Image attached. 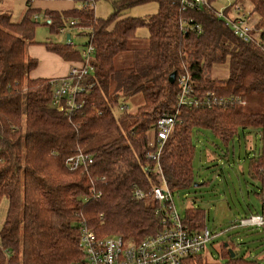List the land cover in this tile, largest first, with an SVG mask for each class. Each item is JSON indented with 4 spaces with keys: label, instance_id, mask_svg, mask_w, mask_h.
<instances>
[{
    "label": "trees",
    "instance_id": "obj_1",
    "mask_svg": "<svg viewBox=\"0 0 264 264\" xmlns=\"http://www.w3.org/2000/svg\"><path fill=\"white\" fill-rule=\"evenodd\" d=\"M147 1L151 0H114L108 18L97 17L90 5L47 12V23L54 31L66 17L82 22L90 32L85 45L94 47L95 85L84 95L83 109L73 115L54 105L52 78L30 76L39 62L27 50L38 43L31 10L19 22L10 12L0 11V205L7 203L0 228V264L81 260V219L100 237L140 241L156 233L161 226L157 202L135 199L133 193L137 187L149 190L160 183L149 168L156 161L148 152L150 132L158 129L161 118H173L159 163L172 191L193 184L194 129L208 130L227 147L237 136L245 134L246 139L249 130H259L260 151L249 158L248 169L253 179L264 183V8L260 0H248L255 6L251 14L242 6L250 23L263 27L261 33L252 32L250 40L240 38L226 24L225 16L235 15L233 6L226 7L221 17L213 4L182 11L179 0H154L159 8L152 15L125 14ZM191 19L202 31H183L189 27L184 22ZM140 27L148 28L149 36L133 46L140 41ZM45 46L75 63L82 60L85 49L69 43L46 42ZM130 51V63L116 67V58ZM221 64L227 66L226 75L211 71ZM173 72L176 78L171 82ZM183 76L195 84L184 104L180 102ZM137 94L143 103L130 112L127 100ZM79 149L93 156L87 172L66 167L65 160ZM92 188L102 194L94 196ZM204 217L203 209L190 207L185 221L200 230L206 226ZM222 247L225 262L199 261L205 258L199 253L183 264H263L237 253L232 257L229 243Z\"/></svg>",
    "mask_w": 264,
    "mask_h": 264
},
{
    "label": "rangeland",
    "instance_id": "obj_2",
    "mask_svg": "<svg viewBox=\"0 0 264 264\" xmlns=\"http://www.w3.org/2000/svg\"><path fill=\"white\" fill-rule=\"evenodd\" d=\"M113 1L95 0L93 5L95 15L99 18L110 17L113 13ZM46 2H51L60 11L68 10L69 8L65 9V7L70 5L76 9L82 7L79 0H0V11L11 12L13 20L19 22L29 10V5H32L31 8H34L40 17L38 20L34 19L36 21L34 39L38 42L35 46H43L46 42L69 43L82 51L89 40V30L83 27L82 22L76 26H71L72 17L65 18L66 34L59 32V28L63 25L58 28V31L51 30V25L47 23L46 16L44 17L45 10L39 8ZM236 2L242 3L250 14L255 8L253 3L248 0H212L211 4L219 11V14H222L226 7ZM158 8V2L151 0L135 5L126 10L125 14L146 17L156 13ZM30 10V16H32L34 10ZM231 14L232 12L229 13V16ZM81 19L83 18L81 17ZM197 24L195 27H200L198 32L202 31L201 26ZM193 25L194 22H191L190 26ZM181 29H183L182 25ZM68 34L71 35L70 40H67ZM137 36L140 41H134L133 46L145 42L149 36L148 28H138ZM35 51V57L41 62L40 67L48 68V59L45 56V51ZM132 59L133 53L131 51L119 55L116 58V67H125ZM226 68L225 64H221L211 71L219 75H226ZM209 74L211 75L212 73L209 72ZM127 101L130 105V112H134L143 103V97L141 94H137L128 98ZM117 111H120L119 108H117ZM192 133L196 147L193 157V184L173 190V201L178 214L183 219L184 217L186 218L188 208L203 209L206 213V218L204 217L205 222L203 219L202 223H205L206 227L215 234L211 243L202 251L205 258L197 260L202 262H225L227 255H225L224 251L221 253L222 245L229 243L232 249L233 247L235 248L233 250L238 256L250 260H258L264 264V228L236 224L243 217H249L252 214L261 212L263 207L262 196H259V194H262L263 184L260 180L253 179L248 169L249 158L257 156L260 151L261 138L259 130H249L247 132L248 138L246 139H244L245 134H241V137L237 136L228 147L217 140L208 130L194 129ZM150 134L149 138H152L153 131ZM102 136L106 137L104 133ZM6 210L7 203L3 201L0 205V228L4 223ZM235 224L236 226H234Z\"/></svg>",
    "mask_w": 264,
    "mask_h": 264
},
{
    "label": "built area",
    "instance_id": "obj_3",
    "mask_svg": "<svg viewBox=\"0 0 264 264\" xmlns=\"http://www.w3.org/2000/svg\"><path fill=\"white\" fill-rule=\"evenodd\" d=\"M94 1L82 0L81 4L93 6ZM260 2L264 8V0H260ZM179 6L182 11H198L204 7H211V0H179ZM230 6H233L234 16L227 17L224 12H221L222 14L217 12V15L226 17V24L233 29L236 35L244 40H250L252 32L261 33L262 28H256L250 23V18L242 3L236 2ZM39 18V15H34V19L38 20ZM45 19L49 20L50 18L46 16ZM191 22L194 21L191 19L186 22L185 24L189 27L183 30H199L200 27H195V22L193 26H190ZM76 24V20L70 21L71 26ZM66 28V25L61 26L59 32L66 34ZM93 51L92 44L86 45L82 60L74 63L66 75L51 80L54 105L59 110L66 111L68 115H73L74 112L83 109L84 95H87L95 85ZM181 79L184 87L180 102L184 104L187 102L186 95L194 89L195 84L184 76ZM203 100L204 97H201L200 101ZM124 107L128 108V105ZM172 123L173 118H161L158 121V129L153 131L155 137L152 136L149 140L152 150L148 152V157L156 161L155 166L149 168L152 172L157 173L156 177L159 178L160 183H154L149 190L137 187L133 193L135 199H152L157 202L155 213L160 217V229L140 241L123 236L100 237L85 220L81 219L78 230L82 259L73 264H183L189 256L202 253L213 240L215 234L206 226L195 230L178 214L173 201L174 192L165 181L162 166L159 164L162 144L171 131ZM92 163L93 156L81 149L77 154L71 155L65 160L66 167L71 171L84 169L87 172ZM92 192L94 196L102 194L95 188H92ZM261 196L263 201L261 212L241 218L236 223L237 225H253L264 228V183Z\"/></svg>",
    "mask_w": 264,
    "mask_h": 264
},
{
    "label": "crops",
    "instance_id": "obj_4",
    "mask_svg": "<svg viewBox=\"0 0 264 264\" xmlns=\"http://www.w3.org/2000/svg\"><path fill=\"white\" fill-rule=\"evenodd\" d=\"M29 6H30L29 9L34 10L33 15H32V17L34 19V15H38V14L35 12L34 8H31L32 5H29ZM70 6L65 7V9H68V8L69 9L63 10V11L72 10L71 8H73V6L72 5H70ZM39 8H43L45 10L44 17L45 16L49 17V15H47L48 14L47 12H62L59 9H57L56 6H54V4L52 5L51 2H46L45 4H43ZM27 50H28L29 56L32 58H37V57H35V54H36L35 50H42L43 52L45 51L44 52L45 56L48 59V68H41L40 67L41 62H38L37 67L35 69H33L30 73V76L32 78H40V77L41 78H55V77L64 76L69 72V69L72 66V64L75 63V60H66L63 57H61L60 55H58L52 51H49L45 45L35 46V44H31ZM255 180H258V179H255ZM259 196H261V195L259 194ZM184 219H185V217H184Z\"/></svg>",
    "mask_w": 264,
    "mask_h": 264
},
{
    "label": "water",
    "instance_id": "obj_5",
    "mask_svg": "<svg viewBox=\"0 0 264 264\" xmlns=\"http://www.w3.org/2000/svg\"><path fill=\"white\" fill-rule=\"evenodd\" d=\"M71 39V36L70 34L67 35V40H70ZM175 78H176V72H173L170 77H169V80L171 82H174L175 81ZM225 246H228V243H226ZM229 252L231 254L232 257H234L236 254H235V251L232 249V248H229Z\"/></svg>",
    "mask_w": 264,
    "mask_h": 264
}]
</instances>
